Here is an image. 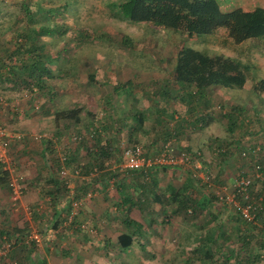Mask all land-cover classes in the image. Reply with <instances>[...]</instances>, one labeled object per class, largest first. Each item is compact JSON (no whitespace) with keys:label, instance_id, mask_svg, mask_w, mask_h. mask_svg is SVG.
<instances>
[{"label":"trees","instance_id":"obj_1","mask_svg":"<svg viewBox=\"0 0 264 264\" xmlns=\"http://www.w3.org/2000/svg\"><path fill=\"white\" fill-rule=\"evenodd\" d=\"M44 1L46 0H22L23 10L27 14L29 26L12 36L14 46L10 49H5L7 57L5 58V56L0 55V82L4 80L9 82L13 87L26 86L27 88L35 83L43 89L46 87V79L52 77V70L46 63L48 54L45 52V44L38 43V36L44 33L52 34L56 30L64 33L67 27L63 26V22L58 24L54 16L63 14L65 10L76 14L78 5L83 0H47L48 2H54L51 4L52 6H46ZM55 2H59V4H55ZM31 5L38 10L31 12ZM110 5L112 8L118 6L119 12L116 11L115 15L129 22L147 23L179 33H185L188 37H194L199 45L203 46L182 45L175 57V63L170 76L164 78L161 82L153 81L151 84L147 83V85L144 83L138 84L139 86L141 85L140 87H148V97L152 102L151 106L154 109V116L151 122H146L142 111H137L132 117L134 124L130 126L127 119H121L124 122L121 125L122 127L129 126L126 136L128 137L127 142L132 141V144L129 142L128 144L130 145H128L124 142L125 146L120 144L112 145L113 141L110 137L106 136L103 139L102 137L99 139V129H97V126H91L87 131L89 132V138L93 137L94 147L90 145L85 147L88 158L83 160L81 157L79 159L77 157L79 153H77L78 149L72 146L65 147L60 154H53L50 157L52 177L46 180V182L52 183L55 188L47 190L44 193H47L50 199H52L51 197L54 199L57 195L66 200L62 213L57 214L56 219L53 218V215L49 219L53 229L58 230L59 233H63L67 229L74 230L73 233L78 231L76 232L77 234L82 232L83 234L80 236L92 240L94 238L92 235L96 234L98 227L95 225H89L88 228L79 226L82 221L80 213L83 212L84 204L88 201H95L94 196L96 191H101L103 188L105 190L109 185L116 187L119 201L113 204L115 208L113 210L114 220H120L126 230L125 233H121L118 236V246L123 249L131 246L132 242L136 241L144 251H147L148 247L144 243H148L149 236H143L142 225L133 218L134 211L140 213L149 226H153L157 218L161 219L164 223L171 220L172 217L178 218V216L186 220L194 219L199 212L204 211L207 203H211V205L214 204L213 201L215 203L218 201L222 203L225 199L229 198L226 195V191L221 188L214 189V194H204V191H202L203 185L207 184L210 188L214 186H211L210 182L205 183L192 170V167H196L194 164L192 166L182 165L183 167H187V169L189 168L192 172L186 185H183L180 189H175L168 184L167 189H171L168 196H166L167 191L164 193L157 191L156 193H151L150 191L153 190V186H158L157 180L153 176V172L157 168L164 171L167 167L182 166L152 163L141 168H128L122 164L125 162L123 150L131 145H140L138 142L141 138L154 133V140H152L154 142L151 144L155 143V139L162 141L156 153L151 155L143 149L145 158H154L164 149L167 142L170 139H174L175 136L179 137L190 131L203 130L216 121L210 111L212 105L211 92L216 88L244 90L247 82V73L252 68H255V64L250 58V49L252 47L260 48L264 44V8L258 6L244 10L236 7L223 11L218 0H121L118 4L112 2ZM41 10L43 11L42 14L40 13ZM36 23L39 24V27L34 26ZM74 27L71 33L74 34L76 41L83 42L84 39L90 38V34L87 33L85 27L78 26V21ZM220 30L224 32L221 36L218 34ZM129 40L126 37L123 42ZM213 44L231 47L234 49V53L232 55L222 52L212 53L209 51L208 46ZM243 45L248 46L246 50H244ZM82 63L90 64L92 62L89 58H86ZM103 84L105 85L106 82H103ZM154 84H156V87ZM126 85H130L129 88L131 89L129 90H133L132 81L128 79L126 82H117L114 92L118 93ZM151 85L155 89L151 88ZM262 91L264 92V79L256 82L251 90L252 94L258 96ZM133 102L137 103L138 99L134 98ZM172 104H176V109L171 113L169 107ZM81 112L82 108L78 105H74L71 108L57 109L53 113L54 123L55 125H59L61 120H67L72 121L75 125L77 124L76 127H78L81 125ZM175 112L177 113L176 116ZM245 112H249V108L246 109L245 106L240 104L232 106L228 113L225 111L222 114L227 120L228 133L230 136L235 137L232 138L234 140L241 139L237 131L243 130L247 124L246 121H249L245 114L242 115ZM262 132V136L264 137V130ZM101 133L106 134L107 131ZM71 137V141L78 139L76 135ZM224 137L226 136H223L222 139L215 137V140H211V142L216 141V144L212 145L213 149H215V154L218 152L219 155L227 157L231 155L236 147L228 143H225L228 147L223 146L224 140H226ZM170 144L175 147L176 151L190 153L196 161H199L202 157L201 148L193 151L189 144L179 147L176 140ZM254 152H257L254 148L249 152V167L251 166L249 176H253L255 169L260 171L261 176L251 178L252 180L244 192L240 190V186L236 182L233 183V201L231 202L232 205L234 204L232 208L235 219L251 225L249 237L244 236L243 242L241 241L242 246L244 244L246 249L249 247V254L246 253L242 256H238L237 254L235 256L237 264H255L254 260L258 262L264 259L263 171L261 157L258 156L260 154H252L251 157V153ZM239 154L242 158H248L247 150L241 149ZM262 160H264V155ZM203 166L207 168L205 162ZM196 169L199 168L196 167ZM72 172L82 173L81 176H84L81 179L82 181L76 183L77 187L75 186L76 189L75 187L73 189L74 194L69 193L71 188L68 186L69 175ZM244 176H247V173L241 174L237 180L240 181L241 177ZM85 177H88V179H85ZM10 181V171L5 168L3 163H0V185L11 188ZM259 181L263 184L260 188L257 187L256 183ZM27 187V185H23L24 193ZM245 193L248 195L246 200L243 198ZM88 194L90 195L87 196ZM236 201L237 204L234 203ZM75 202L78 204L75 205ZM248 202L260 204L261 206V208H257V211L255 210L252 222L246 220L240 211V208ZM171 204H175V207L167 208ZM155 205L159 207L158 210L155 209ZM37 208L33 210L34 212L32 211L33 217L36 211H40ZM149 208H152V210H149ZM48 212L45 211L43 213L47 216ZM60 224L62 225L59 227ZM219 226L220 224H217L212 229H207L208 235L206 238L203 239L201 237L198 240L199 244L195 252L202 251L204 254L201 255L211 260L216 258V253L221 248L219 246V241H221L219 240L220 235L218 234V230H216ZM91 230H94L95 233H91ZM27 233L28 231L26 230L18 233L14 238L9 237V241H7L10 243L9 250L17 251L18 249H22L26 254H34L37 246L34 241H27ZM66 234L61 235L65 236ZM214 235H216V239ZM255 236L257 238H253ZM142 237H144V243L142 242ZM236 238L237 240L241 239L239 234ZM55 240H59V242H56L59 251L66 249L63 242H60L63 238L58 237ZM105 241L107 244L106 246L103 244V254H106L110 258V253L115 251V248L109 242V239L106 238ZM216 243H218L217 247L215 246ZM254 244H257L258 247L256 251H251ZM47 247L49 248V246ZM229 260L230 258L227 257L226 260L224 259L223 264H227Z\"/></svg>","mask_w":264,"mask_h":264},{"label":"rangeland","instance_id":"obj_2","mask_svg":"<svg viewBox=\"0 0 264 264\" xmlns=\"http://www.w3.org/2000/svg\"><path fill=\"white\" fill-rule=\"evenodd\" d=\"M120 1L83 0L78 5L76 14L65 10L63 14L54 16L58 24L63 22V26L67 27L64 33L56 30L52 34H39L37 41L45 44V52L48 54L46 63L52 70V77L46 79V87L43 89L35 83L28 88L26 86H16L15 89H12L13 87L10 88L12 91L16 90L19 98L25 100L28 97L26 99L28 106L26 110L24 109L25 115L28 118V114L31 112L32 116H30V119L34 121L31 122H37L36 124H38L34 129H26L23 125L14 128L12 132L19 135L17 139L23 141L27 137L32 144L42 139L47 140L52 146L57 145V148L60 146L61 153L67 146L76 147L77 149H80L82 145L84 147L89 145L94 147L93 137L89 138V132L86 130L88 129L87 124H91L89 126L92 127L97 126L100 133H98L99 139L101 137L102 139L105 138L107 135L101 133L104 132L102 122L106 121L105 112L110 111L112 108L110 105L117 102L121 104V107H123V103L125 107L126 103L129 104L127 106L129 112L135 109L142 111L146 122L153 120L154 109L151 106V99L148 97V87L137 85L136 88L140 100L137 104L131 105L130 100L125 101L123 94L120 95V92L123 93V88H121L119 93L115 92L114 94L112 86L116 87L119 79H132L145 85L147 83L151 84L153 81L161 82L162 79L171 75L175 57L182 45L187 44L196 47H202L203 45H199L194 37H188L185 33L147 23H132L115 15L116 11L119 12L118 6L112 8L110 3L115 2L118 4ZM218 2L223 11L236 7L244 10L258 6L264 8V0H218ZM44 3L46 6H52L51 4L54 2L46 0ZM55 4H59V2H55ZM30 8L31 12L38 10L33 5ZM42 12L41 10L40 13L42 14ZM77 21L78 26L85 27L87 33L90 34V38L84 39V43L76 41L74 34L71 33ZM28 26L29 22L27 14L23 10L22 0H0L1 56L6 58L5 49H10L14 46L12 36ZM34 26L39 27V24L36 23ZM218 34L219 36L224 34L223 30H220ZM126 37L130 40L123 42ZM247 47L243 45L244 50ZM208 48L212 53L222 52L227 55L234 53L233 48L223 47L219 44L209 45ZM86 58H89L92 63H82ZM250 58L254 62L255 68H252L247 73V82L244 90L214 89L211 92L212 105L210 111L216 121L203 130L189 133L195 139L198 138L197 143L193 141L195 144L192 145V150L196 151L199 148L202 150V157L196 165L199 169L192 167V170L205 183L210 182L211 186H214L210 188L207 184L203 185L202 191H204V194L209 195L214 194V189L221 188L226 191L229 199H225L226 201L224 200L222 203L213 201L214 204L212 205L207 203L204 211L199 212L194 219L173 218L165 223L160 220V224L156 226H147L149 231L155 230V233H151L148 243H144V237H142V242L148 247L147 251H144L139 246V243L134 244L137 250L133 253L140 255L133 264H223L224 259L226 260L227 257L230 258L227 264H237L235 261L237 254L238 256L249 254V247L246 249L245 245L243 244L242 246L241 243L244 240V236L249 237L251 225L235 219L232 208L234 204L232 205L231 201L233 200H230V198H232L234 191L233 183H238L237 179L241 174L247 173L249 176L251 171V166L249 167V152H251L252 148L257 152L251 153V157L252 154H260L258 156L261 157L262 183L264 184V160H262L264 155V137L262 136V131L264 130V92L262 91L259 96L251 92L255 83L264 79V44L260 48L252 47L250 49ZM103 82H106V84L104 85ZM0 84L5 86L9 82L2 80ZM154 86L151 85L150 87L155 89L156 86ZM2 88L0 87V89ZM109 94L112 95L114 100L110 105L106 102V97ZM125 95L129 99L130 96L128 94ZM5 99L7 103H11L9 106L10 110L17 116L22 111L19 105L23 101L18 103L17 100L13 99L14 105H12L8 97ZM75 102L82 108L81 125L76 127L72 121L67 120H61L59 125H55L53 122L52 124L50 123L52 113L57 109L72 107ZM240 104L245 106L246 109L249 108V112L242 114H245L249 121H246L247 124L243 130L237 131L241 139L234 140L232 138L235 137L230 136L228 133L227 120L222 114L225 111L228 113L232 106ZM46 108H48L47 111H53L47 113ZM86 110H91L94 117L85 116L83 112ZM113 113H116L114 117L116 115L118 117L117 110L113 111ZM40 114L44 116L38 122ZM41 121L43 125H41ZM106 127L108 128V126ZM74 135L78 136V139L71 141L70 137ZM223 136H226L224 137L226 140H224L223 146L228 147L225 144L228 143L236 147L231 155L227 157L219 155L218 152L215 154V149H213L212 145H215L216 141L211 142V140H215V137L222 139ZM152 140H154V133L144 136L138 142L144 151L151 155L156 153L162 143L160 139H155V143L151 144L154 142ZM123 142L132 144V141L127 142V139H124ZM259 147H262V149ZM52 149L54 150V148ZM241 149L247 150L248 158L241 157L239 154ZM79 154L77 157L80 159L83 155ZM204 162L207 164V168L203 166ZM70 175L69 184L80 182L82 173L72 172ZM256 183L258 188L263 186L261 181ZM40 186H42V183L38 185V187ZM234 203H237V201ZM51 215L52 212L47 213L44 223L49 222ZM199 224L201 226L204 225V227H199ZM217 224H220L216 230H218L220 235L219 246L221 248L218 249L219 252L216 253V258L211 260L202 256L201 254H204L202 251L195 252V249L198 248V240L201 238V234H207V229H212ZM238 234L241 237L240 240L236 238ZM217 244H215L216 247ZM257 247V244H254L251 251H256ZM0 251L2 252V249ZM1 252L0 254H3ZM8 253L6 252V254ZM22 253L24 251L18 249L15 254ZM110 254L116 253L114 251ZM255 264H264V260Z\"/></svg>","mask_w":264,"mask_h":264},{"label":"crops","instance_id":"obj_3","mask_svg":"<svg viewBox=\"0 0 264 264\" xmlns=\"http://www.w3.org/2000/svg\"><path fill=\"white\" fill-rule=\"evenodd\" d=\"M131 81L133 84V90H129L131 89L129 88L130 85H126L123 89V93L120 92V95L123 94V98L125 99V101L130 100L131 105H133L134 98H137L138 102L140 100V97L138 96L139 93L136 88L139 82L132 79ZM119 82H126V79H119ZM0 87H3L2 89H0V124L6 126L8 134L16 136L17 134L13 133L12 130H14V128L21 127L20 125H23V127L26 129L36 128L38 124H36L37 122L32 123L34 121L30 119V116H32L31 112L29 113V111H27L29 113L28 118L25 115V110L28 106V102L26 99L28 97L25 100L19 98L16 90H10V88L13 87L11 84H6L5 86H2V84H0ZM114 87L115 86H112L113 92ZM15 88L16 87H13L12 89ZM3 94L8 96H4ZM125 94H128L130 96L129 99L126 98ZM6 97H8L9 102H12L13 99L17 100L18 103H21V101H23V103L19 105V107L22 108V111L17 116H15L12 110H10L9 106L11 105V103L6 102ZM106 100L109 105L114 101L111 94L106 97ZM120 101H122V99H120ZM76 103L77 102H75V104L73 103L72 107H74V105H77ZM12 105H14V102H12ZM110 106H112L111 110L105 112L106 121L102 122L103 131H107L106 135L107 137H110L112 139V145H124L125 143L123 142V140L128 139V137L126 136L127 130L131 124H134L132 119L133 114H135L139 110L135 109L132 110V112H129L127 107L129 106V104L127 103L126 107L124 103L122 104L123 107H121V104H119V102L113 103ZM175 109L176 104L170 105L169 111L171 113L175 111ZM47 110L48 108H46L47 113H51V111H53ZM116 110L118 111V117L117 115L114 117L116 113H113V111ZM83 114L89 117H92L94 115L91 110H86L85 112H83ZM176 115L177 113L175 114V116ZM43 116L44 115L40 114L38 122L42 120ZM121 119H127V122L129 121V126L122 127L121 125L124 122H122ZM50 121L51 124L52 122L54 123L53 113L51 114ZM41 125H43L42 121ZM87 125L88 129L86 130H89V128L91 127L89 125L91 124ZM106 126H108V128ZM192 132L193 131H190L179 137L175 136L176 138L174 137V139L176 140L177 144L181 146H187L189 144L192 147V145L195 144L193 143V141L197 143L198 139H195L191 134H189ZM15 139L17 138L11 139L7 150V160L10 162L11 167H13L14 170V173H12V171L10 172V179H16L15 176H18L17 178L21 180V182H23L22 184L27 185L28 187L25 190V193L23 192V195L19 198V200L13 201L11 188L0 185V249L2 246L1 244L9 241V237L14 238L18 233L26 230L28 231L27 238L31 237L29 240L34 241L37 247L36 251H34V254H26L25 252L22 254H15V250H7V252H9L8 254H0V264H34L39 262H41L42 264H133L134 262H136V260H138L137 258L140 255L133 253L137 250L134 246V244L137 243L136 241H133L131 246L123 249L118 246V236L121 233H125L126 230L124 228L125 226L120 220H114L113 210L115 208L113 204L116 201H119L117 188L109 185L105 190L103 188L101 191H96V194L94 196L95 201L93 200L85 203L83 207L84 209L82 210L83 212L80 213V219L82 221L79 226L88 228L89 225H95L98 227H96V234L92 235V237H94L95 239L93 238L91 240L83 238L82 236H80L81 234H83L82 232H79V234H77L76 232L78 231L73 233L74 230L69 229L65 230L63 233H59L58 230H55L51 227L50 222V224L44 223L47 216H45V213L43 212L52 210L51 212L53 218L56 219V215L62 213V208L64 209V205L66 202V200L61 196L56 195L54 199L53 197H51L52 199H50L49 195L47 193H44L47 192V190L55 188L52 183L46 182V180L52 177L50 157H52L53 154L61 153L60 146L59 148H57V145L52 146L49 141L43 139L35 142L34 144H32L31 141L27 139V137L23 141H20L21 139ZM174 139H170L168 142L171 141L173 143L175 141ZM52 148H54V150ZM78 152H80V154ZM49 153L52 155L49 156ZM77 153L79 155H83V160H85V158H88L86 156V150L83 145L80 149H78ZM191 173L192 172L189 168L187 169V167L183 166L167 167V169H165L164 171H162V169L160 168H157V170L153 172V176H155L158 186H153V190H151L150 192L156 193L157 191L164 193L165 191H167L166 196H168L171 189L168 190L169 188L167 189V185L169 184V186L175 189H180L183 185H186L189 176H191ZM80 178L83 179L84 176H81ZM85 179H88V177H85ZM41 183L42 186L38 187V185ZM76 185L77 184L75 183L69 184L68 182V186L69 188H71V190H69V193L74 194L73 189ZM168 207L169 209L175 207V204H171L167 206V208ZM35 208L40 211H36L33 217L32 211L35 210ZM155 209L158 210L159 207L155 205ZM149 210H152V208H149ZM133 218L135 221L139 222L142 225L143 236H151V233H155V230L149 231L147 227L149 225L140 213L134 211ZM173 218L177 217H172V219ZM160 220L161 219L157 218V221H155L156 223L153 226L160 224ZM61 225L62 224H60L59 227ZM199 227H201L200 224ZM64 233L67 234L65 236L61 235ZM91 233H95V231L91 230ZM207 235L208 233H203L201 234V237H203L204 239ZM58 237L63 238V240H61L60 242H63V245L66 247V249L59 251V247H57L58 245H56V242H59V240H55V238ZM257 237L255 236L253 238ZM106 238L109 239V242L115 248L116 254H111L110 258L106 254H103V244H105V246L107 244V242L105 241ZM214 238L216 239V235H214ZM47 246H49V248ZM254 262L256 263L257 261L254 260Z\"/></svg>","mask_w":264,"mask_h":264},{"label":"built area","instance_id":"obj_4","mask_svg":"<svg viewBox=\"0 0 264 264\" xmlns=\"http://www.w3.org/2000/svg\"><path fill=\"white\" fill-rule=\"evenodd\" d=\"M19 135L12 136L8 134L6 126L3 124H0V163H3L5 165V168H7L10 172L14 173L13 167H11L10 162L7 160V150L9 147V143L12 138H18ZM171 142H167V144L164 146V149L154 158H145L143 155V148L141 145H131L126 147L123 150V157H124V166L128 168H141L143 166H148L152 163H165L171 165H185L189 166L194 164L197 165V162L193 156L186 152V151H176L175 147H173ZM244 154V153H243ZM258 168V166H256ZM65 173V172H63ZM260 177L261 173L260 171H257L255 169V172L253 176H244L241 177V180L238 181L237 185L240 186V190L244 192L246 188L248 187V184L251 181V178L253 177ZM16 179H13L10 181V186L12 189V198L13 201L19 200L23 193V185L21 184L20 180L17 178L18 176H15ZM88 194L87 196H89ZM243 198L246 200L248 198V195L245 193L243 195ZM230 200H233L230 198ZM75 205L78 203H74ZM237 204V203H236ZM253 203H246L245 206L241 207L240 211L243 214L244 218L249 221H253V214L255 210L257 211V208H261L260 204H253ZM256 205V206H255ZM260 210V209H259ZM31 238V237H30ZM28 238L27 241L30 239ZM3 254H6L7 250L10 249V243L4 242L1 246Z\"/></svg>","mask_w":264,"mask_h":264}]
</instances>
